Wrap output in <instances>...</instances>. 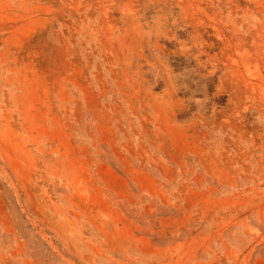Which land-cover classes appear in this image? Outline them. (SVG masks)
Returning a JSON list of instances; mask_svg holds the SVG:
<instances>
[{"label":"rangeland","instance_id":"1","mask_svg":"<svg viewBox=\"0 0 264 264\" xmlns=\"http://www.w3.org/2000/svg\"><path fill=\"white\" fill-rule=\"evenodd\" d=\"M0 264H264V0H0Z\"/></svg>","mask_w":264,"mask_h":264}]
</instances>
